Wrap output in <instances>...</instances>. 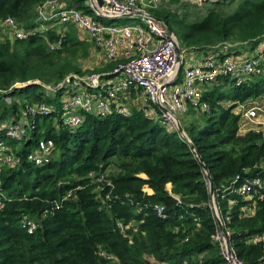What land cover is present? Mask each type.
Masks as SVG:
<instances>
[{"label": "trees", "instance_id": "trees-1", "mask_svg": "<svg viewBox=\"0 0 264 264\" xmlns=\"http://www.w3.org/2000/svg\"><path fill=\"white\" fill-rule=\"evenodd\" d=\"M43 1L0 0V21L11 16L27 30L24 38L0 34V124H34L23 140L0 135L19 158L0 165V264H226L204 169L237 256L264 264V238L257 239L264 235V131L242 118L262 102L264 75L209 85L202 94L208 107L181 122L191 144L136 107L127 115L87 113L73 127L55 122L53 112L31 115L29 104L55 103L41 83L85 72L89 55V41L72 24L61 32L39 19ZM61 1L92 13L85 0ZM233 2L159 0L151 12L186 50L231 42L238 51L264 37V0H238L226 13ZM43 136L54 145L36 164L27 154ZM254 177L260 185L251 184Z\"/></svg>", "mask_w": 264, "mask_h": 264}, {"label": "built area", "instance_id": "built-area-1", "mask_svg": "<svg viewBox=\"0 0 264 264\" xmlns=\"http://www.w3.org/2000/svg\"><path fill=\"white\" fill-rule=\"evenodd\" d=\"M158 2L85 0L92 13L67 6L61 0H46L38 4L41 21H50L49 26L51 23L58 25L57 30L61 32L66 24H72L81 33L80 38L89 41V53L94 61H99V66L109 62L112 65L100 71L72 73L55 83H41L55 103L33 102L24 109L25 112L31 115L53 112L55 122L73 127L79 125L87 113L105 115L115 112L127 115L136 107L145 116L160 119L167 129L177 130L191 144L185 131L179 129L180 114L189 107L207 108L202 94L219 78L228 77L234 85H241L254 75H264V37L254 44H244L238 51L231 50V42L206 51L186 50L180 47L173 32H169L166 25L152 14L151 9ZM121 17L136 18L137 21L109 22ZM46 27L42 23L37 30ZM4 29L11 33L12 38L27 36V30L19 27L11 16L0 21V30ZM60 42L61 39H58L50 43L49 48L59 46ZM263 112L261 102L246 108L242 113L243 125L259 130L252 123L257 122L258 115ZM24 123L22 118L5 120L0 124V135L23 140L34 127L32 122ZM53 145L51 137L38 138L27 159L42 164L49 159ZM18 161L19 158L0 138V165H14ZM237 179L239 175L235 176ZM206 182L208 185V179ZM251 184L260 185V179L252 178ZM240 189L245 191L248 185L243 184ZM210 204L216 221L219 218L223 225L215 200ZM162 208L157 206L158 213ZM27 224L30 231L35 226L32 220ZM258 238H264V235ZM215 239L226 264H245L232 247L225 227L224 232L220 227L216 230Z\"/></svg>", "mask_w": 264, "mask_h": 264}, {"label": "rangeland", "instance_id": "rangeland-1", "mask_svg": "<svg viewBox=\"0 0 264 264\" xmlns=\"http://www.w3.org/2000/svg\"><path fill=\"white\" fill-rule=\"evenodd\" d=\"M191 1H199V2H201L202 0H191ZM237 5H238V0H235V2H233L231 5H229L225 9V12L226 13L233 12L236 9ZM128 21L129 22H136L137 19L136 18L121 17V18H118V19L109 20L110 23H116V24L125 23V22H128ZM51 25H53V24L51 23ZM0 34L3 35V37H6V36L12 37L11 33L7 29L0 30ZM79 34H81V33L78 31V35ZM79 37H80V35H79ZM93 58L94 57L91 55V53H89V55L87 56V58H86V60L84 62V65H83L84 66L83 68L85 69V71L87 69H94L95 67L99 66V61L97 63L96 61H94ZM256 76L257 75H254V77H256ZM261 103L264 105V97H263V100H262ZM240 107H244V104L237 106L235 109L239 110ZM195 111H197V110L194 107L193 108L189 107L188 110L185 113L180 114L181 122L182 123H186L189 119H191L192 116H194ZM59 112H60V110H59ZM256 120H257V122L252 123V124L255 125V126H258V128H260V129H262L264 131V112L261 113L260 115H258ZM211 202H212V200H211Z\"/></svg>", "mask_w": 264, "mask_h": 264}, {"label": "water", "instance_id": "water-1", "mask_svg": "<svg viewBox=\"0 0 264 264\" xmlns=\"http://www.w3.org/2000/svg\"><path fill=\"white\" fill-rule=\"evenodd\" d=\"M164 24L166 25L165 22H164ZM166 27H167V30H168L169 32H172V30H171L167 25H166ZM11 38H12V37H11ZM178 126H179V129L181 130V129H182V126H181L180 123L178 124ZM196 154H197V156L199 157V160H201L199 154H198V153H196ZM204 170H205V173H206L205 175H206V177H207V179H208L209 192H210V194H211V196H212L211 200H212V202H213V200H214V197H213V190H214V187H213V183H212L211 175H210V173L207 171V169H204ZM61 184H64V183H61ZM217 222H218L219 227H220V228L223 230V232H224V227H223V225L221 224L219 218H217Z\"/></svg>", "mask_w": 264, "mask_h": 264}, {"label": "crops", "instance_id": "crops-1", "mask_svg": "<svg viewBox=\"0 0 264 264\" xmlns=\"http://www.w3.org/2000/svg\"><path fill=\"white\" fill-rule=\"evenodd\" d=\"M168 187L170 188V185H168ZM148 191H150V190L148 189Z\"/></svg>", "mask_w": 264, "mask_h": 264}]
</instances>
